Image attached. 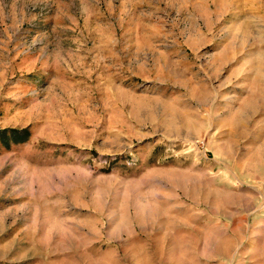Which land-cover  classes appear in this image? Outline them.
Segmentation results:
<instances>
[{
	"label": "rangeland",
	"instance_id": "obj_1",
	"mask_svg": "<svg viewBox=\"0 0 264 264\" xmlns=\"http://www.w3.org/2000/svg\"><path fill=\"white\" fill-rule=\"evenodd\" d=\"M0 264H264V0H0Z\"/></svg>",
	"mask_w": 264,
	"mask_h": 264
}]
</instances>
